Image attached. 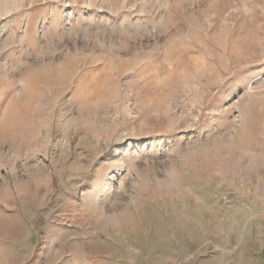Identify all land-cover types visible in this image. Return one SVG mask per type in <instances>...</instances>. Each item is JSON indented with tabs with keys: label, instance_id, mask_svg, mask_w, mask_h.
Instances as JSON below:
<instances>
[{
	"label": "rangeland",
	"instance_id": "rangeland-1",
	"mask_svg": "<svg viewBox=\"0 0 264 264\" xmlns=\"http://www.w3.org/2000/svg\"><path fill=\"white\" fill-rule=\"evenodd\" d=\"M0 264H264V0H0Z\"/></svg>",
	"mask_w": 264,
	"mask_h": 264
}]
</instances>
